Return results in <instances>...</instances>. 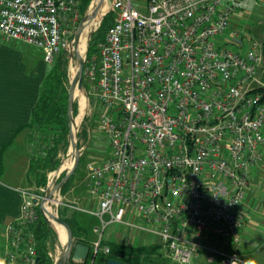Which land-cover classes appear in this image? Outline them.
<instances>
[{
  "label": "built area",
  "instance_id": "obj_1",
  "mask_svg": "<svg viewBox=\"0 0 264 264\" xmlns=\"http://www.w3.org/2000/svg\"><path fill=\"white\" fill-rule=\"evenodd\" d=\"M82 1L0 0V33L40 48L49 63L74 42ZM110 6L114 20L81 70L104 108L108 155L86 165L84 206H67L96 217L94 254L109 252L103 233L114 223L158 243L169 264H196L201 251L206 264H250L202 242L240 243L251 170L264 161V41L242 52L215 43L245 0ZM44 193L23 190L1 264H37L31 225ZM58 193L50 205L63 204Z\"/></svg>",
  "mask_w": 264,
  "mask_h": 264
},
{
  "label": "crops",
  "instance_id": "obj_2",
  "mask_svg": "<svg viewBox=\"0 0 264 264\" xmlns=\"http://www.w3.org/2000/svg\"><path fill=\"white\" fill-rule=\"evenodd\" d=\"M245 2L244 8L233 12L229 28L215 39L217 45L242 52L250 39L264 41V0ZM48 65L40 48L21 40L6 39L0 33V264L5 226L20 216L23 190H29L33 176L29 169V152L25 148L28 133L26 129H18L30 120ZM250 179L251 187L244 198V208L250 213L240 243L233 245L215 237L202 242L222 250L237 251L250 264H264V161L251 170ZM73 183L71 190L75 188ZM69 190L70 187L63 195ZM85 191L80 207L84 206L87 197V184ZM91 206L96 208L94 203ZM76 219L87 230V239L93 241L96 217L76 209ZM124 230L108 231L105 241L130 246H159L148 243L146 237L135 230ZM205 256L206 253L201 251L196 264H206Z\"/></svg>",
  "mask_w": 264,
  "mask_h": 264
},
{
  "label": "trees",
  "instance_id": "obj_3",
  "mask_svg": "<svg viewBox=\"0 0 264 264\" xmlns=\"http://www.w3.org/2000/svg\"><path fill=\"white\" fill-rule=\"evenodd\" d=\"M89 0H83V6ZM112 24V15H107L100 23L98 28L93 33L90 46L87 50V57L92 55L97 49L96 43L104 38L106 30ZM64 52H61L55 63L49 64L38 97L32 106L31 117L29 122L25 123L18 130H27L28 134L35 131L36 136H40L42 149L37 155L29 152V169L34 173L35 183L37 187H44L47 183L48 173L54 171L60 163V153H63L66 148L70 134V125L68 120L69 99L67 97V76H66V59ZM73 114L76 112L75 102L72 107ZM28 137V136H27ZM29 137H31L29 135ZM42 138V139H41ZM28 139H26L25 147H27ZM39 149V148H38ZM28 150V148H27ZM61 173L57 182L63 177ZM72 175L60 186V193L64 194L70 187ZM43 204L38 210L37 221L31 225L36 237L37 264H54V260L49 254V242L56 238V231L47 223L44 213ZM61 222L59 225L68 236L69 232L74 243H85L91 245V241L87 239V230L80 226L76 219V210L70 212L66 207L59 212ZM67 228L65 227V225ZM102 245L109 247V252L104 253L97 251L95 254L92 249L85 261L76 262L70 257L64 264H106L108 259H117L122 262H130L141 264L146 261V258L141 255L155 253V246H130L111 241H103ZM151 259V258H149ZM148 262V261H147ZM153 263V262H151ZM155 264V263H154Z\"/></svg>",
  "mask_w": 264,
  "mask_h": 264
},
{
  "label": "rangeland",
  "instance_id": "obj_4",
  "mask_svg": "<svg viewBox=\"0 0 264 264\" xmlns=\"http://www.w3.org/2000/svg\"><path fill=\"white\" fill-rule=\"evenodd\" d=\"M94 1H96V0H89L88 3L83 6L79 28H81L85 25L86 20L88 18H89V23H91V22H93V20L95 19L96 16H99L102 13V11L104 9V1L102 2V0H97L96 4H93ZM133 1L137 5H139L141 3H144L145 0H133ZM111 3H112V0H109V8L102 15L100 21H97V19H95V21L93 22V24L90 27V30L86 34L81 35V38L84 41L83 46L85 47L86 53H87V50L90 46L89 43L92 40L93 33L98 28L101 21L107 15L111 14L112 15V22H113L114 10L112 8H110ZM105 34H106V32H105ZM105 34H104V38H105ZM73 35L71 37H73ZM104 38L102 40H98V42L96 43L97 48H98L99 44L104 40ZM62 55H64V57L66 59V64H67L66 85H67V97H68L69 102H70V99L72 98V96L75 95L73 88L71 87V84H70V78L74 75V72L76 70V65L80 61V59L82 58L81 48L79 47L78 43L76 44L75 42H73L70 49L68 51L64 52ZM59 56H56L48 64L55 63ZM80 83H81V87H82L81 93L85 97L86 107L82 113L81 95L76 96V98L74 100L75 107H76V112L74 114H73V110H72L74 102L71 106V116H72V119L74 121L79 116L80 112L82 113L79 120L76 123V133H75V139H74V141H75L74 142L75 143V145H74L75 157H74V161H73L74 168H73V171L71 174L72 175L71 180L74 182L72 185H74L75 188L73 187L74 189L71 190V186H70V190L66 195L58 193L59 197H61V201L63 204H59L57 207L54 204L50 205L51 206V212L53 214L54 219L59 218V212L64 207H66L69 211L76 210L75 208L69 207L67 205H73L76 207L77 206L80 207L81 201L83 199L82 197L85 195V192H86L85 190H86V179H87V177H86V165H87V163L88 162H100V161L104 160L108 155V143L109 142L103 133V129H102L100 121L98 119L100 114L102 113V110L104 111V109H103L101 103L99 102V100L97 99L96 96H94L93 94L87 93L86 85L84 84V82L82 80H80ZM35 134H36L35 131H33L32 134H28L27 147H25L26 149L28 148V151H30V153H32L33 155H37L38 152L42 149V146H41L42 142L39 139L40 136H36L38 134H36V135ZM29 135L31 137H29ZM68 143H70V134H69ZM68 149H69V144L67 145L66 150L63 153H60V163H59L58 167L54 171H51L48 173V181L50 179L49 177H51V174L53 172L59 170V167L62 164L63 160L66 159ZM67 171H69V169L62 171L61 173H64V175H65V173ZM31 173H33V172H31ZM32 175H33V176H31L32 182L29 181V187H30L29 191L37 192V191H39V187H37V185L35 183L36 176H34V173ZM59 176L54 181L53 186L57 183V179L59 178ZM48 181H47V184H48ZM47 184H46V186H44V188L47 187ZM57 192H58V190H57ZM86 199H87V197H86ZM86 199H85V202H86ZM95 225H98L97 220H96ZM124 229H125L124 227H122L118 224H114V223L110 224V225H108V227L106 228V230L103 233L104 239L106 238L108 231L118 230L119 232L120 231L125 232ZM55 234H56V238L54 240L48 241L49 247H50L49 254H50L51 258L54 260V262L60 257V255L63 252V248H64V243L60 239V236L58 235L57 232ZM218 246L221 247V244L218 243ZM154 250H155V253L141 255V256H144L146 258V261H148V262H153L155 264H169V261L163 257L159 246H155ZM149 258H151V259H149ZM141 264H143V263L141 262ZM198 264H202V262L201 263L199 262Z\"/></svg>",
  "mask_w": 264,
  "mask_h": 264
},
{
  "label": "water",
  "instance_id": "obj_5",
  "mask_svg": "<svg viewBox=\"0 0 264 264\" xmlns=\"http://www.w3.org/2000/svg\"><path fill=\"white\" fill-rule=\"evenodd\" d=\"M104 0H102L103 2ZM109 3V0H106ZM106 12V11H105ZM104 12V13H105ZM103 13V14H104ZM83 27L79 28L77 30V32L74 34L73 36V41L77 44L78 43V36L80 35V33L82 32ZM86 56V50L84 51L83 57L80 59V61L78 62V71L76 73V75L72 76L70 78V84L71 87L74 89H77L78 91H82V87H81V70L83 67V62H84V58ZM76 96H72V98L70 99L69 102V113H68V120H69V125H70V143H69V147L74 144L75 145V133H76V124H74V120L72 119L71 116V106L75 100ZM74 168V164L71 167V169H69V171H67L65 173V175L54 185L51 186L50 185V180L47 184V187L45 188V193H44V200H43V213H44V217L47 221V223L49 224V226H51L56 232V228L53 225V223L51 222L50 218L48 217L49 211L48 209L50 208V200L52 198V195L55 191H57L60 186L69 178V176L72 174ZM62 172V171H61ZM61 172H59L56 177H52L51 181H53L54 179H56ZM34 202H36V200H34ZM40 209H41V205H40ZM57 222L62 223L61 220L59 218L55 219ZM63 224V223H62ZM65 225V224H64ZM66 226V225H65ZM67 227V226H66ZM90 251V247L89 245L85 244V243H73V239L72 236L69 232L67 239H66V247H65V251L63 254L60 255V257L54 262V264H64L67 259L70 257L73 261L76 262H83L86 260L88 254ZM106 264H134V263H130V262H122L120 260L117 259H108L106 261ZM143 264H154L151 262H147L145 261Z\"/></svg>",
  "mask_w": 264,
  "mask_h": 264
},
{
  "label": "bare ground",
  "instance_id": "obj_6",
  "mask_svg": "<svg viewBox=\"0 0 264 264\" xmlns=\"http://www.w3.org/2000/svg\"><path fill=\"white\" fill-rule=\"evenodd\" d=\"M96 2H97V0L94 1L93 4H96ZM108 8H109V3H108L106 0H104V9H103L102 13H101L99 16H96V17H95V19H97V21H100V19H101L103 13H104L105 11H107ZM95 19L93 20V22L95 21ZM93 22L89 23V18H88V19L86 20L85 25H84L83 28H82L83 30H82V32L80 33V36H78V44H79V47L81 48V56H82V57H83V54H84V51H85V47L83 46L84 41L82 40L81 35L86 34V33L90 30V27H91V25L93 24ZM77 71H78V63H77V65H76V70H75V72H74V75H76ZM74 75H73V76H74ZM73 91H74L75 96L81 95V98H82V100H81V102H82V107H81V109H82V113H83V111H84V109H85V107H86L85 97L83 96V94L81 93V91H78V90L75 89V88L73 89ZM82 113L80 112L79 116H78V117L76 118V120L74 121V124L77 123V121L79 120V118H80V116H81ZM74 157H75V148H74V144H72V145L69 147L68 152H67L66 159L63 160L62 164H61L60 167H59V170H57V171H55V172H53V173L51 174L50 185L52 184V182H51L52 177H56V175H57L59 172H61V171L71 169V167H72V165H73ZM48 211H49L48 217L50 218L51 222H52L53 225L55 226V228H56V230H57V233H58V235L60 236V239H61V240L63 241V243H64V248H63V252H62V254H63L64 251H65V247H66V239H67V235H66V233L64 232V230L61 228V226H59V223L53 218V214H52V212H51V208H49Z\"/></svg>",
  "mask_w": 264,
  "mask_h": 264
}]
</instances>
